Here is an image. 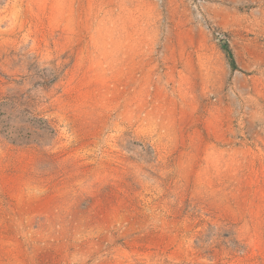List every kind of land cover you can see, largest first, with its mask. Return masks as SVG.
Returning a JSON list of instances; mask_svg holds the SVG:
<instances>
[{"label":"rangeland","instance_id":"rangeland-1","mask_svg":"<svg viewBox=\"0 0 264 264\" xmlns=\"http://www.w3.org/2000/svg\"><path fill=\"white\" fill-rule=\"evenodd\" d=\"M11 94L0 264H264V0H0Z\"/></svg>","mask_w":264,"mask_h":264},{"label":"trees","instance_id":"trees-1","mask_svg":"<svg viewBox=\"0 0 264 264\" xmlns=\"http://www.w3.org/2000/svg\"><path fill=\"white\" fill-rule=\"evenodd\" d=\"M226 51L236 70L237 64L230 49ZM55 79L47 77V83L53 84ZM44 85H38L40 88ZM19 94H11L0 101V134L7 140L20 145H49L57 135V129L51 120L37 113L34 105L23 101Z\"/></svg>","mask_w":264,"mask_h":264}]
</instances>
